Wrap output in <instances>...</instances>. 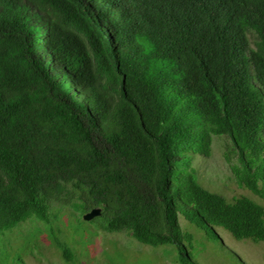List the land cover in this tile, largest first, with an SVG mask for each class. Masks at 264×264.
<instances>
[{
    "label": "trees",
    "instance_id": "16d2710c",
    "mask_svg": "<svg viewBox=\"0 0 264 264\" xmlns=\"http://www.w3.org/2000/svg\"><path fill=\"white\" fill-rule=\"evenodd\" d=\"M214 136L264 199V0H0V233L58 201L179 264L181 214L264 242L263 206L197 180Z\"/></svg>",
    "mask_w": 264,
    "mask_h": 264
},
{
    "label": "rangeland",
    "instance_id": "374dc122",
    "mask_svg": "<svg viewBox=\"0 0 264 264\" xmlns=\"http://www.w3.org/2000/svg\"><path fill=\"white\" fill-rule=\"evenodd\" d=\"M232 150L227 136H214L211 157L191 154L198 182L230 202L245 196L264 207V199L239 186L231 168L238 164ZM260 186L264 187L262 182ZM86 216L61 202H51L50 222L31 218L0 233V264H67L59 242L74 256L71 264H179L172 246L143 245L130 231L105 232L95 220L99 216ZM180 222L198 264H264V242L237 240L222 228L211 230L212 235L182 214Z\"/></svg>",
    "mask_w": 264,
    "mask_h": 264
},
{
    "label": "water",
    "instance_id": "95a60500",
    "mask_svg": "<svg viewBox=\"0 0 264 264\" xmlns=\"http://www.w3.org/2000/svg\"><path fill=\"white\" fill-rule=\"evenodd\" d=\"M100 210L98 209H95L93 210L92 212H90L89 214H87V218L90 219V218H93V217H96V216H99L100 215Z\"/></svg>",
    "mask_w": 264,
    "mask_h": 264
}]
</instances>
